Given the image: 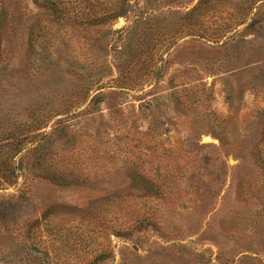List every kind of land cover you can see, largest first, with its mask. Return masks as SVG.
Here are the masks:
<instances>
[{"label":"rangeland","instance_id":"1","mask_svg":"<svg viewBox=\"0 0 264 264\" xmlns=\"http://www.w3.org/2000/svg\"><path fill=\"white\" fill-rule=\"evenodd\" d=\"M57 1L0 8V264H264V0Z\"/></svg>","mask_w":264,"mask_h":264},{"label":"trees","instance_id":"2","mask_svg":"<svg viewBox=\"0 0 264 264\" xmlns=\"http://www.w3.org/2000/svg\"><path fill=\"white\" fill-rule=\"evenodd\" d=\"M46 7L55 9V7L58 4L57 0H40ZM125 1L126 0H120L118 3V7L115 9H112L109 11L105 16L102 18H113L115 16H120L125 14ZM159 1V0H158ZM166 5H171V3L175 2L176 0H165ZM208 2H211V0H198L197 4H195L193 7L187 9L186 11L183 12V17H188L192 19H197V16L202 15L205 11H207L208 7ZM2 0H0V8H1ZM156 10V9H155ZM155 11L150 8V12H145L142 11L140 15L136 16L134 18V24L133 28L136 27L137 24L142 23L144 25L143 29L140 31V36L141 39L146 40L145 46L140 47L134 52V56H140L142 53L147 52L148 50H153V45L156 44L155 42L150 44L151 39H168L169 37H173V33H170L169 29L165 25H161V23L157 26L155 24L157 19H161L163 17H166V14L169 13L168 11H162L160 12L159 10L157 11V14L154 13ZM160 17V18H159ZM0 20H1V9H0ZM132 29V28H131ZM168 31H167V30ZM160 37V38H159ZM264 40L263 37H255V40ZM261 49V48H259ZM263 49V48H262Z\"/></svg>","mask_w":264,"mask_h":264}]
</instances>
